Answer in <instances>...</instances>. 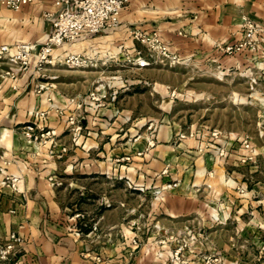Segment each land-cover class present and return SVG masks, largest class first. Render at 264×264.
<instances>
[{
	"label": "crops",
	"instance_id": "0c3cea01",
	"mask_svg": "<svg viewBox=\"0 0 264 264\" xmlns=\"http://www.w3.org/2000/svg\"><path fill=\"white\" fill-rule=\"evenodd\" d=\"M53 11L51 0L17 11L0 5V46L44 42L53 19L46 13ZM243 15L255 22L261 20L264 0H129L120 12L121 24L117 29L104 27L95 35L84 33L75 42L55 49L54 55L75 52L97 59L98 63L106 57L119 56L123 53L121 48L131 44L126 25L133 23L142 30L155 32L170 53L188 63L207 68L213 60L219 67V63H232L234 59L217 52L215 45L241 38ZM35 61L33 58L26 70L0 76V152L7 153V164L0 161V242L8 240L11 234L20 238L16 256L21 264H177L171 261L175 244L168 240L146 236L133 249L135 223L138 216H145L136 204L127 202V207L123 206L124 200L133 198L134 193L128 192L121 198L111 187L106 195L96 191L76 196L71 190L76 185L71 179L73 171L83 176L108 170L110 183H118L113 180L117 173L113 162L89 158L101 148L96 136L104 128V120L93 121L87 116L82 121L83 137L79 133L76 143L70 141L72 133L68 131L67 116L85 103L87 92L102 80V67L80 69L50 64L38 70ZM57 108H65L66 115H59ZM35 110L48 111L45 124L53 130L57 144H64V138L70 141L67 161L77 159L78 163H65V155L57 159L47 153L46 147L33 149L28 145L21 128ZM102 113L109 118L115 112L106 108ZM87 131L89 135L85 134ZM177 132L173 127L161 126L156 133L158 144L147 154L145 166L155 171L152 174L160 173L155 180L146 178L147 185L178 181L174 191L162 195L160 206L146 213L147 220L162 231L179 236L186 237L188 230L193 229L196 253L189 255L186 264H199L212 252L222 257L223 264H262L258 260L262 254L258 252L264 244V179L256 183L260 196L253 206L231 201L230 189L223 184L213 186L215 179L220 182V177H224V173L219 176L213 157L208 153L195 157L194 150L189 155L181 152ZM194 141L185 140L191 147ZM111 146L109 142L102 149H108L110 155L130 152L126 145L119 149ZM210 171L214 176L207 175ZM9 179L15 180L11 183ZM88 179L98 180L96 176ZM88 179L80 178L78 183L86 184ZM204 184L211 187L209 193L214 190L211 195L201 194V189L206 188ZM219 199L224 201L218 202ZM106 200L110 206L103 205ZM88 201L92 203L89 209L82 206ZM78 215H85L87 227L78 222ZM124 217L127 224L122 223ZM89 219L97 222V230L90 227Z\"/></svg>",
	"mask_w": 264,
	"mask_h": 264
},
{
	"label": "rangeland",
	"instance_id": "374dc122",
	"mask_svg": "<svg viewBox=\"0 0 264 264\" xmlns=\"http://www.w3.org/2000/svg\"><path fill=\"white\" fill-rule=\"evenodd\" d=\"M119 25L114 28L117 29ZM126 29L131 44L121 48L122 54L106 57L100 63L97 59L86 56L94 64L85 67L98 65L102 67L100 70L103 78L97 83L104 86L97 90L94 89L95 86L90 89L85 96V103L67 116L68 131L72 133L70 141L73 143L77 142V135L81 134L83 137L80 133L83 130L82 121L87 116H91L93 121H98L97 118L104 120L102 121L105 124L104 128H101L96 136L98 147L101 148L96 150L97 155H91L89 158L102 163L113 162L117 172L113 174V180L118 183H110L111 174L108 170L102 169L101 173L83 176H80V172L73 171L71 179L76 181V185H73L71 190L76 196H81L83 192L90 195L96 191L106 195L111 191V187L115 188L113 192L121 198L128 192L134 193L133 198L124 200L123 206H126L127 202L136 204L145 216H138L132 238L139 246L142 238L146 236H152L153 240H168L175 244V249L180 244L183 246L182 262L186 264L185 260L189 255L196 253L193 229L189 228L186 237L179 236L162 231L157 224L147 220L146 213L152 208H158L162 195L174 191L178 185L177 180L163 181L157 186L147 185L146 178L153 177L155 180L160 176L159 172L152 174L155 171L145 166L149 160L147 154L158 144L157 129L161 126L173 127L178 130L175 135L177 144L182 146L181 152L189 155V151L194 150L195 157H205L208 153L219 167L217 169L220 171L219 176L224 173V177H220V182L215 179L216 183L213 186L219 187L223 184L232 192L231 201L240 200L252 205L260 196L256 183L264 179V37L256 50H243L235 55L224 54L234 59L232 63L225 62L224 65L219 63L218 67L212 60L214 58L209 57L212 61H209L210 65L206 68L192 65L175 53L169 52V55L175 56L171 59L150 48L146 38L151 39L155 36L159 39L155 32L142 30L138 24L133 23L127 24ZM142 38L145 41H142ZM159 41L164 45L160 39ZM144 61L147 62L146 65L138 64ZM22 70L26 69H20L17 63L13 64L6 57H0V76H11ZM92 91L100 97L99 100H91ZM106 108H113L115 112L109 118L102 115ZM65 110L55 109L59 115H66ZM47 114V110H35L29 116L28 122L22 126V136L33 149L46 147L49 155L57 159H62L65 155V163H78L77 159L67 161L66 154L69 151L67 146L70 141L64 138V144L62 142L57 144L53 130L45 124ZM28 127H32V130ZM28 132L30 137L26 135ZM88 133L89 131L85 134L89 135ZM189 139H195L193 147L185 142ZM109 142L112 149L126 145L130 152L110 155L108 149L105 151L102 149ZM5 154L7 153L0 152L2 165L7 164ZM165 172L164 169L162 175ZM212 174L214 176L210 171L207 175L211 177ZM94 176L98 180L88 179ZM80 178L88 179L87 183L80 185L78 183ZM14 180L9 179L11 183ZM210 188L208 186L202 188L201 194L208 195ZM158 189L160 192L157 195ZM212 192L214 190H210L209 194ZM205 202L210 203L208 200ZM91 204L88 201L87 205L82 206L89 209L92 207ZM103 205L110 206V202L106 200ZM77 206L80 207V204ZM84 216L78 215V218H81L78 222L81 221L85 228L89 224L85 222ZM126 222L128 220L122 218V223L127 224ZM89 223L93 230L99 228L97 222L89 219ZM19 242L20 238L15 234H11L8 240L0 242V264H21L16 256V244ZM252 246L258 248L256 243H252ZM263 246L264 244L259 248L261 252L257 250L258 254H262V257H258L262 264ZM209 255L210 253L205 257ZM203 260L199 264H203Z\"/></svg>",
	"mask_w": 264,
	"mask_h": 264
},
{
	"label": "built area",
	"instance_id": "2783aa9c",
	"mask_svg": "<svg viewBox=\"0 0 264 264\" xmlns=\"http://www.w3.org/2000/svg\"><path fill=\"white\" fill-rule=\"evenodd\" d=\"M44 0H0V5L11 10H20L22 7ZM54 11L46 13V16L53 17L52 29L48 37L42 43L19 42L14 45L4 44L0 46V57H6L9 62L17 63L18 68L26 69L31 60L35 58L36 69L42 70L50 64H64L75 68L93 65L90 59L80 53L67 52L66 55H54V50L75 42L84 35H95L104 27H117L120 23V12L124 9L129 0H51ZM242 35L238 41L224 44H216V51L227 55H235L243 50H256L260 41L264 37V17L258 22L253 21L248 16L241 17ZM145 38V37H144ZM142 38V41L145 39ZM150 48L157 50L165 57L173 59L175 56L169 55L168 48L161 45L159 39L152 36L146 38ZM149 41V42H148ZM140 66L147 62H139ZM95 90L103 88V84L97 83ZM91 100H99V96L94 91L90 92ZM32 130V127H28ZM30 137V133H26ZM160 192L158 189L157 195ZM133 240V249L138 244ZM11 247V246H9ZM182 245L179 244L174 250L172 262L184 264L182 262ZM264 250V246H263ZM261 252V251H260ZM203 264H223V259L216 252H212L209 257H205ZM17 264V263H16Z\"/></svg>",
	"mask_w": 264,
	"mask_h": 264
}]
</instances>
